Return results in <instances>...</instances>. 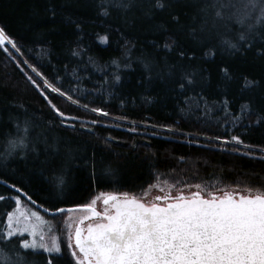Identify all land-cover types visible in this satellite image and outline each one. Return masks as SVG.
Instances as JSON below:
<instances>
[{"label":"trees","instance_id":"16d2710c","mask_svg":"<svg viewBox=\"0 0 264 264\" xmlns=\"http://www.w3.org/2000/svg\"><path fill=\"white\" fill-rule=\"evenodd\" d=\"M122 2L127 0H0V26L20 48L6 44L11 56L0 49V194L16 196L15 184L48 208L53 201L83 205L100 191L137 194L158 179L180 181L181 187L217 183L237 192L264 190V160L215 139L239 135L257 157L264 155V27L240 41L244 28L211 14L216 0H160L163 8L155 7L156 0H135L127 10L116 6ZM206 6L209 23L201 31ZM225 39L237 48H228ZM209 49L213 54L205 55ZM25 60L62 89L78 86L74 97L109 116L44 89ZM25 73L77 119L62 125ZM17 137H25L28 148L9 154L8 141ZM53 144L58 151L48 147ZM46 157L48 163H41ZM56 175L64 177L62 191L53 186ZM14 206L13 199L0 201V231ZM17 251L25 264H44L43 255Z\"/></svg>","mask_w":264,"mask_h":264},{"label":"snow or ice","instance_id":"6c2138e0","mask_svg":"<svg viewBox=\"0 0 264 264\" xmlns=\"http://www.w3.org/2000/svg\"><path fill=\"white\" fill-rule=\"evenodd\" d=\"M107 3L109 0H101ZM135 0H127L126 3H119L116 6L127 10L134 6ZM155 7L163 8L160 0H156ZM212 15L218 20H234L245 31L238 34L240 41L249 39L248 34H254L257 29L264 27V0H216L210 5ZM204 13L205 19L201 25V31L207 29L209 20V8L206 6L200 10ZM101 15L107 16V10ZM174 20L178 17L174 16ZM79 27V25H77ZM212 27L216 24L213 22ZM102 43H107L108 37L99 38ZM228 48L235 49L237 44L231 40L223 41ZM20 52L17 43L10 38L5 29L0 26V49L5 53L9 52L8 47ZM165 49L171 50V46L165 43ZM79 53L73 52V55ZM213 54L212 50L205 55ZM264 54V49L261 50ZM183 58L186 54L180 52ZM191 58V57H189ZM14 59V57H13ZM23 63L28 64L25 60ZM19 67V64L17 65ZM31 71L43 81L44 89L57 94L60 98L66 99L71 105L82 107L85 110L107 117L109 113L98 107L89 108L87 103L74 97L78 93V86L69 85L62 89L50 82L44 75L28 64ZM147 68L148 65H145ZM169 66V74H171ZM21 71L23 69L21 68ZM228 77V69H222ZM27 80L39 91V94L47 101L54 114L60 118L63 125L65 120H75L77 117H67L64 111L56 106L49 99L41 85L31 75ZM230 78V77H228ZM78 79V77H77ZM118 81L120 77L117 75ZM189 84L192 81H187ZM252 82H247L249 87ZM184 88V83H180ZM227 109V103L224 104ZM245 106L242 111H247ZM225 115L227 112L225 111ZM259 123V121H257ZM98 123L97 120L91 121ZM67 127L75 130V125ZM81 127H85L81 123ZM28 126L24 128L25 136L28 133ZM224 145H231L232 151L241 155L249 156L252 159L264 160V155L257 157L251 145L245 144L239 135H231L230 139H222L217 136ZM241 146L247 151L240 153ZM54 150L56 145H48ZM17 148L26 149L28 144L25 137H17L8 141V153L11 154ZM227 151V149H221ZM31 151H36L35 147ZM47 151V148L45 149ZM264 152V149L261 150ZM24 159V157H21ZM50 158L46 157L41 163H48ZM43 176V169H36ZM47 181L48 177L43 176ZM53 186L62 191L65 183L63 175H56L53 178ZM180 181L170 185L166 190L158 185H149L150 188L158 187L163 195H154L151 200L143 196L137 197L127 192L101 193L90 203L78 205L77 210L84 213L80 217L69 216V226L66 242L59 237L46 236L38 224L31 220L34 217L37 221L41 219L38 212H32L30 216L26 213H15L8 211L7 230L0 231V264H25V257L17 248L25 252L31 251L33 255H43L44 264H264V190L246 188L243 194L236 190H225L213 184L184 185L177 187ZM17 195L6 197L0 194V201L13 199L18 207L21 204L22 188L11 185ZM175 188L173 192L171 189ZM196 189L185 193V189ZM220 191L222 195H216ZM27 200L35 205L36 201L32 196L24 193ZM102 200L103 211L97 210L95 205ZM43 207V205H41ZM74 209H65L59 206L58 201H53L44 212L55 218L73 212ZM88 221L87 224L85 222ZM25 234L31 237L25 238ZM63 243V247H62ZM5 245H13L11 248Z\"/></svg>","mask_w":264,"mask_h":264},{"label":"rangeland","instance_id":"374dc122","mask_svg":"<svg viewBox=\"0 0 264 264\" xmlns=\"http://www.w3.org/2000/svg\"><path fill=\"white\" fill-rule=\"evenodd\" d=\"M237 2H239V0H237ZM151 185H158V186L164 187L166 190H168L169 186L170 185H174V184L170 183L169 181L164 180V179H158V180L154 181ZM177 187L183 188L184 186H182V187L181 186H177ZM171 190L173 192L176 191L175 188H172ZM195 190L196 189H194V188L185 189V193L187 194V192L195 191ZM228 190H233V189H228ZM145 192L148 193V196L146 197L148 200H151L154 195H163V193L159 192L158 187L150 188L149 186H147L145 189H143L142 191H140L137 194H133V193H129V194L130 195H135L137 197H140V196H143ZM101 193L107 194V193H114V192H108V191L97 192L91 198H89L85 202V204L90 203L92 199H95L97 196H100ZM117 194H119V193H117ZM13 197H15V196H13ZM95 207L97 208V210L102 212L103 209H104V205H103L102 200L98 201L97 204L95 205ZM70 208L74 209V211L71 212V213H67L64 216H57V217L53 218L49 214L39 210L37 207H35L29 201H27L26 199L21 197L20 206L17 207L15 205L14 208L11 209L10 211L15 212L17 214L26 213L29 216H30V214L32 212H38L39 215L41 216V219L39 221H37L34 217H31V220L34 223L38 224L39 228L41 230H43V232L45 233L46 236H49V237L56 236V237H59L62 242H66L67 234H68V226H69V223H70L69 216L80 217V216L84 215L83 212L77 210V206L76 207H70ZM87 223H88V221L85 222V224H87ZM6 230H7V215H6V218H5V226H4V231H6ZM25 238H28L29 240L31 239V237L28 236V234H25ZM62 247H63V243H62Z\"/></svg>","mask_w":264,"mask_h":264},{"label":"water","instance_id":"95a60500","mask_svg":"<svg viewBox=\"0 0 264 264\" xmlns=\"http://www.w3.org/2000/svg\"><path fill=\"white\" fill-rule=\"evenodd\" d=\"M13 189H14V188H13ZM239 193H240V194H243V192H239ZM21 194L24 195V192L22 191ZM222 194H223V193H222ZM222 194H216V195H222ZM35 206L38 207V208H40L42 211H44V209H45L44 207H41V206H39V205H37V204H35ZM74 207H76V206H74ZM63 208H67V209H68V208H70V207H63Z\"/></svg>","mask_w":264,"mask_h":264},{"label":"clouds","instance_id":"9594fccd","mask_svg":"<svg viewBox=\"0 0 264 264\" xmlns=\"http://www.w3.org/2000/svg\"><path fill=\"white\" fill-rule=\"evenodd\" d=\"M12 140L11 138L9 139V141Z\"/></svg>","mask_w":264,"mask_h":264}]
</instances>
